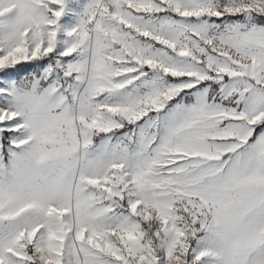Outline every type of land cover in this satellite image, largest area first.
<instances>
[{
    "label": "snow or ice",
    "instance_id": "obj_1",
    "mask_svg": "<svg viewBox=\"0 0 264 264\" xmlns=\"http://www.w3.org/2000/svg\"><path fill=\"white\" fill-rule=\"evenodd\" d=\"M0 264H264V0H0Z\"/></svg>",
    "mask_w": 264,
    "mask_h": 264
}]
</instances>
